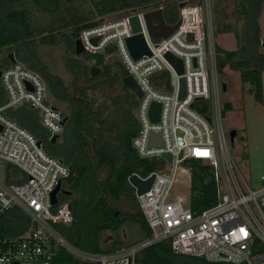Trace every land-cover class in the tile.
I'll use <instances>...</instances> for the list:
<instances>
[{
  "label": "built area",
  "instance_id": "1",
  "mask_svg": "<svg viewBox=\"0 0 264 264\" xmlns=\"http://www.w3.org/2000/svg\"><path fill=\"white\" fill-rule=\"evenodd\" d=\"M148 11L130 12L86 28L79 38L88 53L110 50L118 54L141 88L139 130L133 146L141 159H157L161 165L148 175L137 173L142 179L156 176L151 188L137 196L152 236L116 251L98 252L76 246L61 233L58 226L72 225L75 215L63 192L57 193V203H53L52 193L67 183L70 166L5 112L24 106L38 110L48 140L64 133L65 113L50 100L42 74L17 60L0 68V84L6 94V102L0 106V159L12 163L14 170L11 180H0V217L19 208L30 222L19 234L0 233V264H61L55 261L60 250L78 259V264H136L141 249L159 242H168L174 254L208 263L264 264V173L260 184L251 187L249 174L240 169L230 151L233 141L225 123L218 77L212 0L180 8L177 22L181 23L167 38L150 35ZM133 16L138 17L151 51L138 59L126 43L135 34ZM168 53L183 61L182 74L167 58ZM154 102L161 104L158 121L151 118ZM155 133L161 134V144H151ZM166 153L172 155L171 161L163 156ZM191 159L211 165L220 189L218 202L202 211L194 210L181 196L170 199L179 168Z\"/></svg>",
  "mask_w": 264,
  "mask_h": 264
},
{
  "label": "trees",
  "instance_id": "2",
  "mask_svg": "<svg viewBox=\"0 0 264 264\" xmlns=\"http://www.w3.org/2000/svg\"><path fill=\"white\" fill-rule=\"evenodd\" d=\"M183 1L194 4L199 0H0V50L26 36L31 39L45 35L55 38L58 34L63 35L68 47L73 48L82 30L104 22L103 18L97 17L119 11H124L125 15L140 9L163 8L166 21L174 24L179 18V3ZM254 3L255 0H241L236 12L243 15L247 23L253 19L257 24L262 7L259 4L254 13ZM228 29L229 24H225L218 28V32H227ZM67 30L71 31L70 35L63 32ZM236 37L242 42V34L236 32ZM48 42L54 43L55 40ZM109 53L110 50H107L87 53L83 59L73 58L68 65L75 75L70 86L52 76L47 79L39 72L37 65L26 60L30 68L45 78L54 100L65 105L68 111H64L66 126L59 137L62 139L60 147L53 151V155L59 156L73 168L74 180L69 186L73 192L64 196L70 198L75 220L70 226L58 227L70 242L98 252H111L125 247L120 241L113 242L109 248H103L101 236L106 230H117L126 221L141 228L138 242L152 236L135 188L128 178L133 173L148 175L161 167L157 159H141L133 146L139 130L138 96L123 86L119 75L102 74L98 78L89 75L90 65L86 60L101 65ZM238 53L219 48V68L233 63L240 72L242 83H249L250 91L263 103V70L252 65L249 59L239 57ZM7 59L5 65L11 63L9 56ZM226 107L230 109V105ZM187 164L191 170L192 208L202 211L216 204L220 198V189L211 165L199 159H191ZM13 174L14 170L9 168L8 180H11ZM121 204L128 206L129 210H119ZM29 222L22 210L10 209L0 217V233L19 234L28 228ZM57 256V263H79L78 259L64 250H60ZM136 264L213 263L202 258L174 254L168 242H159L141 249Z\"/></svg>",
  "mask_w": 264,
  "mask_h": 264
},
{
  "label": "rangeland",
  "instance_id": "3",
  "mask_svg": "<svg viewBox=\"0 0 264 264\" xmlns=\"http://www.w3.org/2000/svg\"><path fill=\"white\" fill-rule=\"evenodd\" d=\"M135 1L132 0V2ZM240 1L212 0L213 30L217 52L219 48L223 51H239V57L249 59L252 65L263 70L264 79V0H255L252 7L254 13L259 4L262 7L257 24L254 23L253 19L251 21L249 19V23H247L243 15L237 14L236 10ZM123 12L119 11L96 19L103 18L104 22H108L121 17L124 15ZM225 24H229L228 31L218 32V28L224 27ZM63 32H66L67 35L71 34L70 30ZM236 32L242 34V42L237 40ZM48 40H55V42L49 43ZM10 53H14L17 60L31 67L26 61L27 59L30 60L32 64L37 65L39 72L47 79L50 76L58 78L66 86H70L74 81L75 75L68 66L76 57L74 47H68L61 34L55 38L45 35L31 39L26 36L2 48L0 50V67L8 63L7 57ZM86 63L90 66L94 64L91 60H86ZM218 77L223 88L226 126L229 130H237V135L230 145V151L240 169L249 174L251 187L255 188L260 184V177L264 173V101L261 103L256 99L254 93L250 91L251 85L249 83H242L240 72L233 63H227L222 69L219 68ZM224 85H226V90H224ZM50 100L58 104L66 113L68 112L65 105L55 101L51 94ZM5 102V95L0 84V106H3ZM226 105H230V109H226ZM5 113L20 124L29 127L43 141L44 147L51 154H55L53 151L60 147L59 144H61L62 139L58 138L55 149L48 148L51 140L47 139V132L41 124L38 110L25 106L12 107ZM187 163L189 161L183 163L179 168L177 181L171 191L170 199L181 196L190 202L191 172ZM12 167V163L0 159V180L8 181V169ZM223 188L225 189V187ZM67 199L70 200V198ZM119 210L126 212L129 207L121 204ZM140 229L137 224L126 221L115 231L106 230L101 236L102 247L109 248L113 242L118 243L120 241L122 246L138 243L141 234Z\"/></svg>",
  "mask_w": 264,
  "mask_h": 264
},
{
  "label": "water",
  "instance_id": "4",
  "mask_svg": "<svg viewBox=\"0 0 264 264\" xmlns=\"http://www.w3.org/2000/svg\"><path fill=\"white\" fill-rule=\"evenodd\" d=\"M187 4L188 2L183 1L179 3V8H183ZM145 17H146V22H147L150 35L153 37L167 38L179 27L181 23L180 20L175 24L168 23L164 17L163 8H158L155 10L148 11L145 14ZM131 25H132V28L135 34L126 38V43H127V46L131 54L133 55L135 59H138L143 55H150L151 51L146 43L144 34L141 32V25H140V21L137 16L131 17ZM93 42L96 43L97 38H94ZM74 52H75V56L78 58H81L88 53L82 43V40L79 37L75 40ZM117 57L118 59L111 63H109L108 60H106L101 65L94 63L93 65L89 67V75L92 78H98L102 74L106 73L107 70H110L111 76L119 75L121 77L123 86L133 91L138 96V98H140L142 96V91H141L140 86L138 85L136 80L131 75H129V72L124 67L123 62L121 58L119 57V55ZM9 58L12 63L17 61L14 53H10ZM167 58L176 67L177 71L182 74L183 73V61L180 58L172 55L171 53L167 54ZM0 75H1V70H0ZM224 90H226V85H224ZM185 92H186L185 79L182 78L180 96L183 97L185 95ZM160 110H161V104L154 102L151 106V111H150L151 118L153 121L159 120ZM208 120L210 121L211 118L208 117ZM236 135H237V130L230 131V137L232 141H234ZM57 138H58L57 136H54L51 141L54 143L56 142ZM161 143H162L161 134L160 133L153 134L151 138V144L155 145V144H161ZM163 156L168 161L172 160V155L170 153H166ZM155 177H156L155 174H153L147 179H142L137 173H133L132 175L129 176L128 181L136 189V195L138 196L148 191L151 188ZM73 180H74L73 168L72 166H70V174L68 178L66 179V182L69 185H71L73 183ZM59 191L63 192L65 195L71 194L70 191H64L62 189V185L60 184L52 193L53 203H57L58 201L57 193ZM71 207H72V203H71Z\"/></svg>",
  "mask_w": 264,
  "mask_h": 264
},
{
  "label": "flooded vegetation",
  "instance_id": "5",
  "mask_svg": "<svg viewBox=\"0 0 264 264\" xmlns=\"http://www.w3.org/2000/svg\"><path fill=\"white\" fill-rule=\"evenodd\" d=\"M117 56H118V55H117L116 53H114V52L109 53V54L107 55V60H108V62L111 63V62L117 60V59H118ZM104 74H109V75H110V70H107L106 73H104ZM57 142H58V138H57L56 142H54V143L51 141L50 144H49V147H48V148H50V149H55V145L57 144ZM69 186H70V185H68V184L65 183V184H63L62 189H63L64 191H70V193H72L73 190H72Z\"/></svg>",
  "mask_w": 264,
  "mask_h": 264
},
{
  "label": "crops",
  "instance_id": "6",
  "mask_svg": "<svg viewBox=\"0 0 264 264\" xmlns=\"http://www.w3.org/2000/svg\"><path fill=\"white\" fill-rule=\"evenodd\" d=\"M1 88H2V86H1ZM2 90H3V88H2ZM3 93H4V95H5V101H6V94H5L4 90H3ZM228 112H229V111H228Z\"/></svg>",
  "mask_w": 264,
  "mask_h": 264
}]
</instances>
